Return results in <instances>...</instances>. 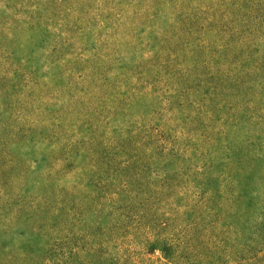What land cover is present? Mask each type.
<instances>
[{
	"label": "trees",
	"instance_id": "1",
	"mask_svg": "<svg viewBox=\"0 0 264 264\" xmlns=\"http://www.w3.org/2000/svg\"><path fill=\"white\" fill-rule=\"evenodd\" d=\"M166 7L176 35L127 41L136 20ZM28 10L29 35L45 34L42 5ZM51 13L63 28L52 29L53 64L76 89L57 130L35 134L34 122L23 129L31 151L13 150L27 163L38 139H55L65 174L55 203L22 204L31 260L129 264L140 244L163 264H264V0H56ZM140 98L149 114L134 112ZM93 112L113 130L86 121ZM95 198L113 213L90 223Z\"/></svg>",
	"mask_w": 264,
	"mask_h": 264
},
{
	"label": "rangeland",
	"instance_id": "2",
	"mask_svg": "<svg viewBox=\"0 0 264 264\" xmlns=\"http://www.w3.org/2000/svg\"><path fill=\"white\" fill-rule=\"evenodd\" d=\"M70 1L75 3L77 0ZM193 2L195 0H182L185 6L192 5ZM55 3L56 0H41L38 3L34 0H0V264H36V261L29 257L31 251H28V226L25 225V218H22L24 215L21 217L22 212H19L22 211L23 202L31 199L30 196L35 197L36 202L54 200L55 203L61 194L59 184L64 180V171L57 167L54 159L59 155V151L53 148L55 139H38L37 141L41 142V150L35 154L31 152L27 163L25 157L13 151L18 147L22 153L30 152L33 146L28 142L23 129L27 131L35 122L37 127L32 128L35 134H38L35 128L41 132L46 128L57 130L55 126L61 119V109L72 105L70 99L76 89L75 83L60 76L57 64H53L56 55L51 53V50L60 44L59 34L55 35L52 29L58 27L63 30L57 15L51 13ZM30 5H42L41 17L46 24L43 28L47 30L45 34H41L42 30L38 27L29 35L31 28L26 25L24 15L27 11L30 12ZM155 13L152 11L147 19L136 20V27L130 31L133 36L129 34L128 42L140 45L136 41L137 37L146 38L149 33H153L156 40L176 35L174 32L178 28V21L175 15L167 7L158 16H154ZM123 32L126 33V29ZM131 57V61H134L135 57ZM29 59L36 63V69H30ZM136 104L135 113H150V100L140 98ZM161 107L162 105L159 109ZM165 109V106L160 109V115H169ZM94 113L86 121L92 119V125H104L105 130H113L109 123L115 122H109L110 114L107 111H101V115L108 117V121H99V116ZM70 119L72 123L76 122L75 117ZM189 124H184L186 128H181L183 125H180L177 131L188 133L191 130L188 129ZM194 148V143L188 140L185 142L184 149L194 152ZM39 155L44 159L41 165L38 163L32 166L30 160L39 158ZM87 193L81 191L76 193V196L83 199ZM86 204L88 207L85 215L90 223H96L101 218L105 221V218L113 213L97 198L95 201L88 200ZM118 215L122 218L127 215L125 207L118 208ZM91 233L97 237L100 232L95 230ZM137 245L136 249L134 247L130 250L133 245L125 248V253L130 250L129 264L166 262L159 252L149 254L146 248ZM261 260L264 263V258Z\"/></svg>",
	"mask_w": 264,
	"mask_h": 264
}]
</instances>
